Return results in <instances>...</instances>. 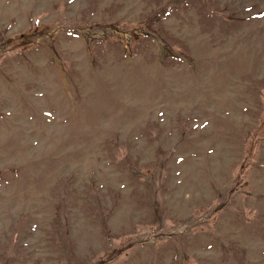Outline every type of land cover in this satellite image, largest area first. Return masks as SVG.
<instances>
[{
	"label": "rangeland",
	"instance_id": "rangeland-1",
	"mask_svg": "<svg viewBox=\"0 0 264 264\" xmlns=\"http://www.w3.org/2000/svg\"><path fill=\"white\" fill-rule=\"evenodd\" d=\"M0 264H264V0H0Z\"/></svg>",
	"mask_w": 264,
	"mask_h": 264
}]
</instances>
